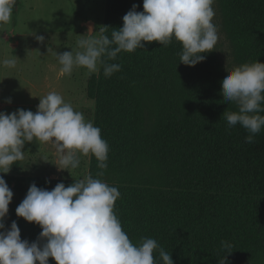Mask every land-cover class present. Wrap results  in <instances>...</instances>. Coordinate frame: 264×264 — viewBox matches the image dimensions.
<instances>
[{
	"label": "trees",
	"instance_id": "obj_1",
	"mask_svg": "<svg viewBox=\"0 0 264 264\" xmlns=\"http://www.w3.org/2000/svg\"><path fill=\"white\" fill-rule=\"evenodd\" d=\"M218 3L239 70L264 65V0ZM134 5L143 13V0H106L102 28L109 39ZM182 51L173 39L115 61L102 58L121 71L106 78L100 67L87 82L93 126L109 146L103 177L91 155L89 176L120 192L115 214L134 246L153 239L173 264H220L225 257L227 264H264V128L253 145L243 130L229 133L224 117L238 110L224 104L229 74L216 47L194 68L180 64ZM79 181L26 177L24 186L16 185L9 228L15 222L22 241L37 242L42 229L16 216L30 186L52 191ZM223 244L231 246L230 255ZM154 259L163 264L159 251Z\"/></svg>",
	"mask_w": 264,
	"mask_h": 264
},
{
	"label": "clouds",
	"instance_id": "obj_2",
	"mask_svg": "<svg viewBox=\"0 0 264 264\" xmlns=\"http://www.w3.org/2000/svg\"><path fill=\"white\" fill-rule=\"evenodd\" d=\"M16 0H0V25L11 23ZM214 0H143V13L136 6L123 18V28H108L95 32L92 27L76 42L78 51L57 55L62 76L83 68L91 76L103 67L104 76L111 78L121 71L115 61L121 53L132 54L144 44L169 46L173 39L182 45L180 64L194 68L204 62V55L214 52L218 29ZM43 43V37L38 38ZM17 59H6L5 69H14ZM224 104L235 106L238 116H225L228 132L237 128L248 133L246 144L253 145L264 128V65L245 68L228 75L222 82ZM10 104L11 101L9 100ZM52 144L58 158V170H76L80 157L94 156L103 177L107 170L109 146L101 138V130L87 122L84 115L65 103L61 95L50 93L40 99L37 112L18 110L0 113V174L8 175L17 162L24 160L25 144ZM70 173V172H69ZM121 198L115 187L90 176L69 187L58 184L54 190L30 186L26 198L16 209V216L42 231L37 242L21 240L15 222L5 231V218L13 193L0 178V264H156L154 253L159 251L163 264H173L171 256L153 239H143L134 246L122 229L115 214V204ZM231 246L221 245L222 251ZM227 264L226 257L219 260Z\"/></svg>",
	"mask_w": 264,
	"mask_h": 264
},
{
	"label": "rangeland",
	"instance_id": "obj_3",
	"mask_svg": "<svg viewBox=\"0 0 264 264\" xmlns=\"http://www.w3.org/2000/svg\"><path fill=\"white\" fill-rule=\"evenodd\" d=\"M105 6L106 0H16L11 23L0 25V113L11 115L23 110L35 114L40 99L56 93L93 123L95 103L86 93L87 70L77 68L70 76H62L56 56L78 51V36L85 35L89 27L95 32L103 27ZM213 10L212 23L219 36L216 51L226 72L233 75L240 70L222 29L218 0H214ZM14 57L16 67L5 69L4 60ZM23 151L24 160L13 165L8 175L0 174L13 193L12 202L18 198L16 185L24 186L28 176L81 181L89 177L90 156H81L80 167L69 169V173L56 167L58 158L52 144L33 142L25 144ZM11 204L5 231H10Z\"/></svg>",
	"mask_w": 264,
	"mask_h": 264
}]
</instances>
